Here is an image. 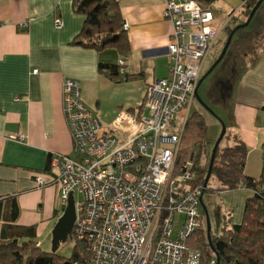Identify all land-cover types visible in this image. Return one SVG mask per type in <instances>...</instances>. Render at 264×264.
<instances>
[{"label": "built area", "instance_id": "2783aa9c", "mask_svg": "<svg viewBox=\"0 0 264 264\" xmlns=\"http://www.w3.org/2000/svg\"><path fill=\"white\" fill-rule=\"evenodd\" d=\"M235 12L218 27L211 9L194 0H165L163 16L172 26L163 47L167 75L146 86L141 106L120 110L108 126L82 100L79 81L64 79L62 110L74 155L52 153L50 172L35 174V182L56 186L62 208L72 193L71 233L84 246L74 264H198L185 241L203 227L202 186L184 188L190 170L176 174L174 164L207 56ZM55 25L61 27L59 18ZM118 64L123 73L125 60ZM76 191L82 200L74 199Z\"/></svg>", "mask_w": 264, "mask_h": 264}, {"label": "crops", "instance_id": "0c3cea01", "mask_svg": "<svg viewBox=\"0 0 264 264\" xmlns=\"http://www.w3.org/2000/svg\"><path fill=\"white\" fill-rule=\"evenodd\" d=\"M117 1L128 24L126 53L71 44L84 20L74 12L72 0H0V196H16L17 224L36 225L37 234L52 232L63 208L57 204V187H38L35 174L50 172L54 152L74 155L62 110L64 79L78 80L85 104H97V91L113 83L98 71V62L122 57L124 71L140 76L132 80L138 83L135 100L140 101L129 108L142 102L149 83L167 75L170 59L163 47L172 26L163 18L165 0ZM56 18L61 27L55 25ZM242 62L235 73L226 126L248 148L245 174L257 177L264 143V48L253 61ZM160 68L167 70L163 76H158ZM20 135L21 139L12 138ZM218 194L220 218L228 213L231 222L239 223L252 191L240 187Z\"/></svg>", "mask_w": 264, "mask_h": 264}, {"label": "trees", "instance_id": "16d2710c", "mask_svg": "<svg viewBox=\"0 0 264 264\" xmlns=\"http://www.w3.org/2000/svg\"><path fill=\"white\" fill-rule=\"evenodd\" d=\"M204 9H212L217 0H194ZM245 18L257 0H241ZM74 12L84 16L80 31L70 41L73 45L93 48L98 51L115 48L120 53L128 50L126 31L117 0H72ZM232 23L223 28L226 36L235 26ZM246 20V19H245ZM120 57L119 59H121ZM118 59V60H119ZM117 62L99 61L98 71L113 82L138 78L137 74L119 72ZM124 69V66H123ZM141 106V103L138 105ZM135 107L128 110L134 112ZM224 123V122H223ZM226 132L222 137L213 160L211 174L215 188L207 182L205 191H230L245 187L252 195L245 200L241 221L233 223L230 214H223L220 231L217 235L210 232L211 249L207 242L206 226L186 238L187 252L196 251L198 264H264V143H262L261 170L257 177L245 174L247 146L235 135ZM214 143L215 137L208 136V126L204 116L197 110L189 114L180 137L174 172L190 170V182L184 188L202 186L206 176L210 153L206 142ZM51 168V167H49ZM200 204V202H199ZM19 206L15 195L0 196V264H74L80 260L84 246L74 240L72 254L68 257L55 251L42 250L37 242L36 225L17 224Z\"/></svg>", "mask_w": 264, "mask_h": 264}, {"label": "rangeland", "instance_id": "374dc122", "mask_svg": "<svg viewBox=\"0 0 264 264\" xmlns=\"http://www.w3.org/2000/svg\"><path fill=\"white\" fill-rule=\"evenodd\" d=\"M232 10H236L235 15H233L235 16L234 21H245L244 19L246 18L245 13L242 12L243 8L241 7V0H217L211 9L214 16L213 22L218 25V27H221L227 19V14ZM232 19L233 17L229 20V24L232 23ZM226 38L227 36L225 32L221 29L218 35V40L207 56L201 77L220 55ZM262 48H264V1L256 10L248 25L237 29L233 33L231 42L223 58L198 86L197 95L199 98L194 96V99L191 102L188 114L197 110L204 116L208 126V136L210 138L215 137L216 139L218 137L221 131L220 119L226 123L230 112L233 84L236 80L235 73L239 70V64L243 60L244 64L253 61L256 58L257 52ZM240 56H242V59ZM166 72V68H160L157 73L158 76H163ZM132 80L133 79L113 82L108 86H102L94 96L98 103L96 104L95 100L86 102L90 108L98 113L103 126L110 125L120 110L128 109V106L140 101V99L135 100L138 94V83H135V81ZM213 144L214 143L211 141L206 142L205 145L208 153L212 150ZM215 185L214 179L210 178L209 187L215 188ZM219 197L218 192L214 189L206 190L202 197L203 205L207 208L210 232L212 235H217L220 231L222 204H220ZM74 199L80 201L82 200V195L76 191ZM57 204L60 205V200H57ZM199 215L202 225L205 228L206 215L201 204L199 206ZM175 219L179 221L181 215L177 214ZM175 226H177V222L175 223ZM37 239L42 250H51V230L45 229L41 231L37 234ZM73 244L74 240L68 235L64 242H60L56 253L64 257L70 256L72 254Z\"/></svg>", "mask_w": 264, "mask_h": 264}, {"label": "water", "instance_id": "95a60500", "mask_svg": "<svg viewBox=\"0 0 264 264\" xmlns=\"http://www.w3.org/2000/svg\"><path fill=\"white\" fill-rule=\"evenodd\" d=\"M263 1L264 0H257L255 5L250 10V13L248 14L246 20L240 24L235 25L232 28V30L229 32V34L226 38V41L224 42V45H223V48H222L220 55L213 62L211 67L205 72V74L201 78H199L197 85H196V88H195V92H194L196 97H198L197 88L200 85V83L202 82V80L212 71V69L223 58V56H224V54H225V52H226V50H227V48L231 42V38H232L233 33L237 29L248 25V23L252 19L253 15L255 14L256 10L259 8V6L261 5V3ZM220 123H221V131H220L218 137L215 139L211 153H210L209 164H208L206 176L204 178V182L202 184V192H201V195L199 198V202L203 206L204 211H205V215H206V237H207L208 245L211 249H213V246H212L211 238H210V222H209L207 208H205V205H203L202 197H203V194L205 192V188H206L207 182H208L210 174H211V168H212L216 149H217L222 137L224 136V134L226 132L225 124L223 123V121L221 119H220ZM74 220H75L74 200H73L72 193H69L66 205L63 207L62 214L57 219V221H56V223L52 229V232H51L52 239H51V250L50 251H52V252L55 251L57 249V247L59 246L60 242H64L66 240L67 236L69 234H71L72 229H73V225H74ZM215 264H217V261Z\"/></svg>", "mask_w": 264, "mask_h": 264}, {"label": "bare ground", "instance_id": "6f19581e", "mask_svg": "<svg viewBox=\"0 0 264 264\" xmlns=\"http://www.w3.org/2000/svg\"><path fill=\"white\" fill-rule=\"evenodd\" d=\"M157 52H161V49H159Z\"/></svg>", "mask_w": 264, "mask_h": 264}]
</instances>
